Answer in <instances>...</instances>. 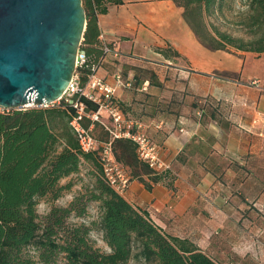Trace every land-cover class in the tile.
<instances>
[{
	"label": "crops",
	"instance_id": "1",
	"mask_svg": "<svg viewBox=\"0 0 264 264\" xmlns=\"http://www.w3.org/2000/svg\"><path fill=\"white\" fill-rule=\"evenodd\" d=\"M101 5L98 43L118 55L109 54L99 74L114 87L123 114L142 124L178 173L171 186L151 189L132 178L124 196L163 227L170 211L185 217L222 205L261 210L264 123L254 120L264 116V91L249 82L264 78V52L207 47L177 0Z\"/></svg>",
	"mask_w": 264,
	"mask_h": 264
},
{
	"label": "trees",
	"instance_id": "2",
	"mask_svg": "<svg viewBox=\"0 0 264 264\" xmlns=\"http://www.w3.org/2000/svg\"><path fill=\"white\" fill-rule=\"evenodd\" d=\"M114 1L120 0H83L87 15L83 48L92 62L104 55L98 43L97 12L106 10L102 2ZM227 1L177 0L207 47L264 52V0L248 2L245 22L253 36L248 40L209 28L205 15L221 10ZM94 40L96 43H89ZM86 82L85 75L83 84ZM83 100L90 109L97 107ZM74 113L73 105L64 99L48 106L0 111V264H128L131 259L143 264H221L190 238L166 231L149 209L131 202L109 184L98 154L86 153L79 146L70 125ZM83 123L89 126L90 121ZM93 134L100 143L109 140L99 122ZM114 151L132 178L149 189L159 182L171 186L178 176L173 167L156 173L139 159L131 139H116ZM83 165L88 167L86 175H81ZM77 180L82 187L72 200L56 204L73 190ZM42 201L51 204L44 214L38 211ZM94 205L96 217L90 213ZM93 232L101 234L108 249L97 245Z\"/></svg>",
	"mask_w": 264,
	"mask_h": 264
},
{
	"label": "water",
	"instance_id": "3",
	"mask_svg": "<svg viewBox=\"0 0 264 264\" xmlns=\"http://www.w3.org/2000/svg\"><path fill=\"white\" fill-rule=\"evenodd\" d=\"M83 0H0V106H48L76 70Z\"/></svg>",
	"mask_w": 264,
	"mask_h": 264
},
{
	"label": "rangeland",
	"instance_id": "4",
	"mask_svg": "<svg viewBox=\"0 0 264 264\" xmlns=\"http://www.w3.org/2000/svg\"><path fill=\"white\" fill-rule=\"evenodd\" d=\"M248 2L249 0H228L221 10L206 14L205 19L209 28L213 31L217 28L235 37L251 39L253 36L245 22ZM101 68L102 66L98 68V76ZM161 156L163 158L162 154ZM87 170L88 167L83 165L81 175H86ZM68 179H64L63 182ZM77 182L70 193L55 203L68 204L82 187V182L80 180ZM50 207V203L42 201L38 205V211L44 214ZM258 207L261 210L257 207L249 208L247 205H222L221 211L193 210L185 217L178 214L177 217L170 211L164 218V228L174 235L190 238L221 264H264V208L260 205ZM90 213L92 217H96L97 206L94 205ZM83 220L76 218V221ZM92 236L98 246L108 249L100 233L93 232ZM128 264L143 263L131 259Z\"/></svg>",
	"mask_w": 264,
	"mask_h": 264
},
{
	"label": "built area",
	"instance_id": "5",
	"mask_svg": "<svg viewBox=\"0 0 264 264\" xmlns=\"http://www.w3.org/2000/svg\"><path fill=\"white\" fill-rule=\"evenodd\" d=\"M102 46L103 57L98 62H92L91 57L83 48L82 41L77 54L74 75L62 98L58 101L64 99L73 105L75 113L70 125L77 136L81 150L86 153L96 152L98 154L107 181L117 191L124 194L130 187L132 176L116 157L114 151L116 139L133 140L137 146L139 159L148 163L156 173L172 171V165L162 158L159 146L142 130V124L123 114L114 100V87L97 75L98 68L109 54L118 55V52L109 43H104ZM87 70L89 71L87 72ZM85 75L87 82L83 84ZM249 85L264 91V78H254L249 82ZM83 98L91 101L97 107L90 109ZM4 109L6 108L0 106V111H4ZM85 119L90 121L89 126L84 125ZM259 121L264 123V116L261 120L259 118L254 120L255 123ZM97 122L101 123L108 131V141L100 143L94 136L93 128Z\"/></svg>",
	"mask_w": 264,
	"mask_h": 264
}]
</instances>
